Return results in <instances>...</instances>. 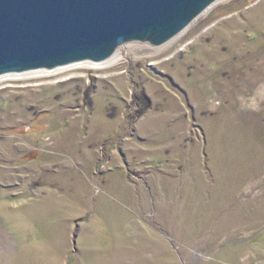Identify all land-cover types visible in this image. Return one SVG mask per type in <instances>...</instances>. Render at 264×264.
<instances>
[{"label":"rangeland","instance_id":"1","mask_svg":"<svg viewBox=\"0 0 264 264\" xmlns=\"http://www.w3.org/2000/svg\"><path fill=\"white\" fill-rule=\"evenodd\" d=\"M121 51L0 79V264H264V0Z\"/></svg>","mask_w":264,"mask_h":264},{"label":"water","instance_id":"2","mask_svg":"<svg viewBox=\"0 0 264 264\" xmlns=\"http://www.w3.org/2000/svg\"><path fill=\"white\" fill-rule=\"evenodd\" d=\"M216 2L0 0V77L102 62L132 42L160 46Z\"/></svg>","mask_w":264,"mask_h":264},{"label":"bare ground","instance_id":"3","mask_svg":"<svg viewBox=\"0 0 264 264\" xmlns=\"http://www.w3.org/2000/svg\"><path fill=\"white\" fill-rule=\"evenodd\" d=\"M219 1H221V0H217V2H219ZM184 31H182V32H184ZM180 34H178V35H180ZM166 43H164V44H166ZM164 44H162V45H164ZM162 45H160V46H162ZM125 53H127V52L126 51H121V47H120L110 58H108L107 60L102 61V62L83 61V62H79V63L72 64L71 66H66V67H63V68H57V69H55L53 71L37 70V71H30L29 73L27 72V73L7 74V75H9V76H26V75H29V74H37V76H40L41 77V76H46V75H48L50 73H53V72H58V71L61 72L63 70H71V69H84V68H88V69H94V70H103V69H107V68H110V67L116 65L121 59H123L125 57ZM7 75H4V76L6 77ZM3 78H4L3 76L0 77L1 80Z\"/></svg>","mask_w":264,"mask_h":264}]
</instances>
